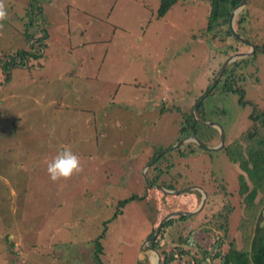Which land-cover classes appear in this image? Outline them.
<instances>
[{"label": "rangeland", "instance_id": "1", "mask_svg": "<svg viewBox=\"0 0 264 264\" xmlns=\"http://www.w3.org/2000/svg\"><path fill=\"white\" fill-rule=\"evenodd\" d=\"M28 3L4 0L0 59L27 50V44L45 37L46 28L52 56L46 50L43 67L13 71L9 86L0 88V264H93L92 242L103 234V264H137L144 256L152 264L155 253L144 242L167 214L194 213L200 207L202 194L196 188L207 194L204 208L176 221L165 240L178 238L186 248L214 243L220 250L225 236L222 252L231 243L241 248L239 227L245 218L251 221L252 212L243 209L245 196L239 195L242 171L221 150L239 140L245 152L247 135L256 129L255 139L264 138V127L255 128L250 119L264 113V55L235 71L245 93L242 107L238 96L223 92L224 77L216 94L204 96L213 73L237 54L225 58L220 52L233 42L223 47L218 31L206 30L207 0H180L161 19L155 17L160 0H36L50 26L36 22L31 29L26 27ZM241 12L246 14L243 25L252 31L250 41L264 42V0H250L235 13V31ZM248 52L250 47L239 53ZM74 72L80 76H70ZM199 98L206 104V123L222 126L224 145L212 155L199 149L179 158L171 149L184 119L195 116ZM196 122L201 143L218 147V129L206 126L204 131ZM63 148L80 156L83 170L53 182L47 164ZM159 148L172 154L171 172L177 178L166 182L178 185L173 191L195 187L200 200L191 190L175 195L159 188L148 193L157 202L152 201L153 210L133 201L114 218L119 201L143 194V170ZM184 183L189 185L179 188ZM254 202L264 207V190ZM200 225L202 232H194ZM183 226L193 231L181 233Z\"/></svg>", "mask_w": 264, "mask_h": 264}, {"label": "trees", "instance_id": "2", "mask_svg": "<svg viewBox=\"0 0 264 264\" xmlns=\"http://www.w3.org/2000/svg\"><path fill=\"white\" fill-rule=\"evenodd\" d=\"M179 1L180 0H160L159 8L155 15L156 19L163 18L169 12V10ZM207 1L210 3L211 9L206 30L210 32L213 29H216L218 31V37L220 38V42L222 43L223 47L228 46L229 40L233 42V47L229 48V50L226 51L222 50V52L220 53H223L224 57L226 58L232 53L245 52L249 48V45L247 43L239 41L232 35L228 27V20H226L225 18L229 17L232 9L237 6L241 0ZM249 1L250 0H247L245 5H247ZM27 7V28H33L34 26H36V22H40V25L48 27V24L44 19V12H39V10L41 9L40 3H36V0H29ZM220 18H224L223 23L216 24L215 26H213L214 28H212L211 24ZM244 22H246V14L244 12H241L240 16L236 20V32L239 36H243L244 38H246L247 42H251V37L249 35V32L251 30H247L245 28V26L243 25ZM27 28L24 32V37L28 40L30 37V31L29 29L27 30ZM219 28L221 30H219ZM44 31L45 37L36 40L32 44H27V50H18L16 52L15 57L11 56L12 54L7 55V58L10 57L9 60L0 59V88H6L7 86H9L13 78V71L19 69L21 70L25 67L28 70L43 67V62L46 58V50L49 51V47L51 45L49 38L46 37L49 33L48 29L46 28V30L44 29ZM256 42H251L254 48V52L251 56L237 59V61H235L231 65H228L224 73L222 74V77L225 78L222 86L223 92L231 93L233 95L238 96V104L242 107H246V103L244 102L245 93L243 89L240 88L237 84L242 79L236 78L235 71L242 63L253 62V60H255L260 55H264V42ZM37 45L38 47L35 48V46ZM218 71L219 68L213 73L210 79L211 82L207 87L206 91L204 92V96L211 97L216 94L215 88L209 94H207V91L211 88V83L213 82L215 75ZM196 103L197 105L196 107H194L195 117L191 114L186 117L184 121V126H182L179 130L178 141L182 140V138L189 135L198 137L201 133L200 126L198 125L196 120L200 122H206V104L204 99L201 98H199ZM250 119L253 120L255 128L259 124L264 127V113H259L258 115H250ZM201 127H203L204 131L205 128H207L206 126L202 125ZM256 134L257 129L247 135L246 140L248 145L245 149V152L244 147L241 145L239 140L228 146H225L221 150V152H224V154L227 156L228 162L240 168V170L242 171V173L238 175L237 179V182L239 184V195L242 197V199L245 196L242 204V206L244 205L245 208L243 209L251 210L252 212L251 221H249V218L247 217L239 227V232L242 235V247L237 248L234 243H231L229 245H226L228 248L227 251L222 252L221 248L225 243V236L223 237L224 243H222L220 250H218V247L214 245V243L213 245H210L209 248L202 247L197 243H195V245H193L194 243L192 244L194 246L193 248H191L192 246L186 248L187 246L182 245L181 242H178L180 240H165L167 237V233L170 232V227L176 221H185L187 219L186 216L174 217L168 220L162 226L160 234L149 243L150 247L156 249L159 252L161 257V264H176L177 262L184 264V260L186 258L190 259L188 261V264H216V261H218V264H264V207L258 209L257 204L254 202L259 192L264 190V138L255 139ZM208 139H211V137H209ZM183 149H188V152H185ZM196 149L197 151L199 149L201 151H206L209 155L211 154V152L215 153L214 151L205 149L197 145L196 143H186L178 147L175 151H173V153L175 152L178 154L179 158H183L187 155L194 156L195 154H197ZM162 150L163 148L156 149L153 155L149 158L147 164H150L156 158V156L160 152H162ZM169 155L172 156V154L167 151L146 169L145 189L143 194L141 196L132 195L124 200L119 201L117 207L119 211L116 210L114 218H117V215L122 214L120 210L125 207L128 203L133 201H143L145 202L146 207H149L151 210H153L152 201L154 200L152 197L149 198L148 195L150 190H155L156 192L160 191L159 188L165 189L167 191H173L177 189V184H175L177 186L176 187L170 182H166L168 178H171V181H173L174 178H177V175H174L173 171L171 172V168L175 165L171 163V156ZM188 185L189 183H184L181 184L179 188L182 189ZM190 193H195L200 200V193L198 191L191 190ZM162 196H165V194H162ZM155 203L157 204V202ZM207 209L208 201L207 208H205L203 212H206ZM152 216L153 215L151 214L149 220L150 224L154 223L151 222ZM224 218V221L226 223L228 221V217L226 219L225 215ZM202 226L203 225H200L199 228L194 229V232H202ZM155 229L156 228L152 229V232L150 234L151 236L149 235L150 237L154 235ZM104 232H106V230H104ZM103 235L95 238L92 242L94 246V251L91 260L93 264H103L101 260V257L103 256V248L102 243L100 242ZM209 237L211 238V236ZM137 264H150V261L147 256H144L143 259H140L137 262Z\"/></svg>", "mask_w": 264, "mask_h": 264}, {"label": "water", "instance_id": "3", "mask_svg": "<svg viewBox=\"0 0 264 264\" xmlns=\"http://www.w3.org/2000/svg\"><path fill=\"white\" fill-rule=\"evenodd\" d=\"M246 1H247V0H241V1L239 2V4H238L237 6H235V7L232 9V11H231V13H230V15H229V23H228L229 25H228V27H229V29H230L232 35H233L236 39H238V40L241 41V42H244V43H247V44H248L247 40H245L244 38H242L241 36H239V35L237 34V32L234 30V28H233V18H234V16H235V13H236L238 10H240L242 7L245 6ZM248 45H249V47H250V52H248V53H237V54H234V55L228 57V58L223 62V64L221 65V67H220V69H219V71H218V73H217V75H216V78H215V80H214V82H213L211 88L207 91V94L211 93V91H212V90L215 88V86L218 84L219 79L222 77V74L224 73V71H225V69H226V67L228 66L229 63H231V62H235L236 59L245 58V57H248V56H250V55L253 54V52H254L253 45H251V44H248ZM201 124L204 125V126L215 127V128L218 129L219 134H220V145H219L218 147H216V148H207V147H205L204 144L201 143V141H200L197 137H195V136H189V137H185V138H183L182 140L178 141V142L175 144V146H174L173 148L171 147V148H172L171 150H175L176 148H178V147L181 146L182 144H184V143H186V142H189V141L198 142L199 146H201V147H203V148H205V149H208V150H210V151H214V152L217 151V150L222 149V147H223V145H224V140H225V133H224V130H223L222 126L219 125L218 123H214V122H208V123H206V122H201ZM164 153H166V150L160 152V153L157 155V157H156V158H155L150 164H148V165L146 166V168L143 170V177H144V179L146 178V169H147L151 164H153V163H154L159 157H161ZM196 189H198V191H200L201 194H202V200H201L200 207H199L194 213H190V212H186V211H175V212H171V213L167 214L165 217H163V218L160 220V222H159V224H158V226H157V228H156V230H155V232H154V235H153L152 237L148 238V239L144 242V248L147 249V250L153 251V252L155 253V263H154V264H161V257H160L159 252H158L156 249L150 247L148 243H149L150 241H152L153 239H155V238L159 235V232H160L162 226H163L168 220H170V219H172V218H174V217H179V216H189V215H191V214H196V213L200 212V211L204 208V206H205V204H206V200H207V194H206L205 191H204L203 189H201V188H196ZM190 190H195V187H190V188H186V189H182V190H178V191H167V190H163V189H162V191H163L164 193L175 194V195L181 193L182 191H190Z\"/></svg>", "mask_w": 264, "mask_h": 264}, {"label": "clouds", "instance_id": "4", "mask_svg": "<svg viewBox=\"0 0 264 264\" xmlns=\"http://www.w3.org/2000/svg\"><path fill=\"white\" fill-rule=\"evenodd\" d=\"M6 18L7 10L4 0H0V21L5 20ZM82 170L80 156L69 148H63L58 151L57 154L48 162L46 168L49 179L53 182L61 180L66 181L74 174H78Z\"/></svg>", "mask_w": 264, "mask_h": 264}, {"label": "crops", "instance_id": "5", "mask_svg": "<svg viewBox=\"0 0 264 264\" xmlns=\"http://www.w3.org/2000/svg\"><path fill=\"white\" fill-rule=\"evenodd\" d=\"M53 1V0H52ZM51 4H52V2L51 3H48V5H49V7L51 6ZM44 12V11H43ZM44 19H45V21H46V23L48 24V27L50 26V20H49V16L47 15V16H45L44 17ZM70 21V19L68 20V22ZM49 41H50V39H49ZM50 49H49V54L51 55L52 54V52L50 53V51L52 50L51 49V46L49 47ZM52 56V55H51ZM61 76H65V75H59L58 77H61ZM72 76H75L76 78L78 77V76H80V73L78 72H74L73 74H72ZM68 77V76H67ZM192 116H194L193 114H192ZM195 117V116H194ZM186 119V118H185ZM185 119H184V121H185ZM209 127V126H208ZM189 136H193V135H189ZM189 136H186V137H189ZM189 142H191V141H189ZM187 143V142H186ZM180 147V146H179ZM177 149V148H176ZM175 149V150H176ZM174 150V151H175ZM197 150V149H196ZM169 151V150H168ZM196 153L197 154H199L197 151H196ZM186 157H188V155L186 156ZM186 157H183V158H186ZM176 224V223H175ZM184 227V229H181L180 228V231H181V233H182V231L183 230H188V231H193V229H190V228H188L187 226H183ZM192 228V227H191ZM178 230V229H177ZM177 230L175 231V233L177 232ZM180 237H183V236H180ZM187 237H189V236H187ZM188 239V238H187ZM177 240H178V238H177Z\"/></svg>", "mask_w": 264, "mask_h": 264}, {"label": "bare ground", "instance_id": "6", "mask_svg": "<svg viewBox=\"0 0 264 264\" xmlns=\"http://www.w3.org/2000/svg\"><path fill=\"white\" fill-rule=\"evenodd\" d=\"M151 262H152V264H154V263H155V257H154V258H152V261H151Z\"/></svg>", "mask_w": 264, "mask_h": 264}, {"label": "flooded vegetation", "instance_id": "7", "mask_svg": "<svg viewBox=\"0 0 264 264\" xmlns=\"http://www.w3.org/2000/svg\"><path fill=\"white\" fill-rule=\"evenodd\" d=\"M194 107H196V105Z\"/></svg>", "mask_w": 264, "mask_h": 264}]
</instances>
